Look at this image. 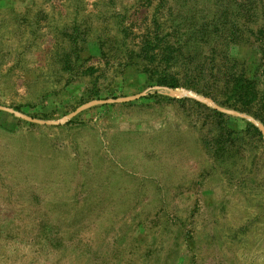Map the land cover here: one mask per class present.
I'll list each match as a JSON object with an SVG mask.
<instances>
[{
  "label": "rangeland",
  "instance_id": "obj_1",
  "mask_svg": "<svg viewBox=\"0 0 264 264\" xmlns=\"http://www.w3.org/2000/svg\"><path fill=\"white\" fill-rule=\"evenodd\" d=\"M253 4L0 0V264H264Z\"/></svg>",
  "mask_w": 264,
  "mask_h": 264
},
{
  "label": "trees",
  "instance_id": "obj_2",
  "mask_svg": "<svg viewBox=\"0 0 264 264\" xmlns=\"http://www.w3.org/2000/svg\"><path fill=\"white\" fill-rule=\"evenodd\" d=\"M154 2H156L157 7L159 8L161 4L164 2V0H146V3H148L149 5L153 4ZM243 11H244L245 18L250 20L251 22H256L257 20L264 21V0H258V6H256L255 4L245 5V7L243 8ZM198 31L200 33L199 34L200 37L201 36L207 37V35L211 33L210 31H208L207 26L203 27L202 29ZM255 33L264 38V30H262V28L255 30ZM155 39L156 37L147 36L146 38L143 39L142 44H141L140 51L141 53H144L143 57L149 58V59H146L148 62H152L154 60V56H153L154 54H152V52L156 49V46H154ZM258 40L261 41V39L259 38ZM148 52H151L152 55L149 56ZM148 75L151 77H154V75L151 73H148ZM236 81H238V79H236ZM157 83H159L160 85H168L171 87L175 86L173 82L171 81L167 82V80H161L159 82L157 81ZM234 109L238 110V108H234Z\"/></svg>",
  "mask_w": 264,
  "mask_h": 264
}]
</instances>
